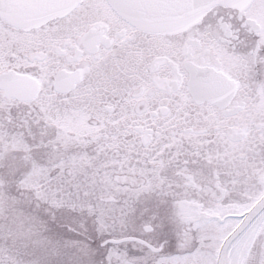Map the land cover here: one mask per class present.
I'll return each instance as SVG.
<instances>
[{
  "label": "snow or ice",
  "instance_id": "obj_1",
  "mask_svg": "<svg viewBox=\"0 0 264 264\" xmlns=\"http://www.w3.org/2000/svg\"><path fill=\"white\" fill-rule=\"evenodd\" d=\"M0 264H264V0H0Z\"/></svg>",
  "mask_w": 264,
  "mask_h": 264
}]
</instances>
